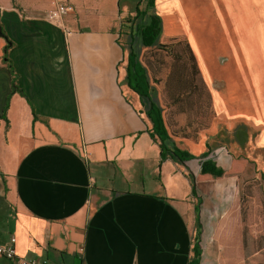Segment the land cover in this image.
Instances as JSON below:
<instances>
[{"label":"crops","instance_id":"1","mask_svg":"<svg viewBox=\"0 0 264 264\" xmlns=\"http://www.w3.org/2000/svg\"><path fill=\"white\" fill-rule=\"evenodd\" d=\"M44 1L0 0V245L14 236L19 257L45 264H219L221 245L203 232L211 194L199 209L189 170L161 160L148 105L128 86L129 47L117 42L122 0H111L112 19L88 0H68L75 11L65 28L48 19L54 1ZM159 3L163 28L173 18L187 36L179 8ZM189 40L214 90L220 80L210 82L203 60L211 53ZM238 120L234 136L239 129L245 142ZM202 145L182 149L200 155Z\"/></svg>","mask_w":264,"mask_h":264},{"label":"rangeland","instance_id":"2","mask_svg":"<svg viewBox=\"0 0 264 264\" xmlns=\"http://www.w3.org/2000/svg\"><path fill=\"white\" fill-rule=\"evenodd\" d=\"M52 1L44 2L52 5ZM148 1L122 0L123 11L117 21L133 17L138 3L144 12ZM88 2L107 19L114 16L111 11L117 6L111 0ZM159 4L164 11L179 8L180 27L198 50L205 48L211 53L212 57L205 59L202 55L210 82L220 80L221 84L212 90L200 74L194 75L184 52L185 42L191 47L190 40L173 26V18H168L161 45L142 49L140 60L150 78L151 97L163 109L174 143L185 148L184 143L191 142L202 148L206 139L207 145L223 148L220 165L229 163L230 155H242L256 165L254 174L248 172L242 177L240 195L231 208L233 196L210 195L219 184L202 178L204 192L210 195L203 232L208 241L220 243L219 264H264V1L160 0ZM174 28L178 35L168 39ZM195 30L205 33L203 41H196ZM178 41L181 43L176 44ZM117 42L130 46L120 29ZM217 54L225 55L223 64L217 62ZM144 102L146 108L149 101ZM237 119L244 120L245 142L239 129L234 136ZM252 169L248 166L249 171Z\"/></svg>","mask_w":264,"mask_h":264},{"label":"trees","instance_id":"3","mask_svg":"<svg viewBox=\"0 0 264 264\" xmlns=\"http://www.w3.org/2000/svg\"><path fill=\"white\" fill-rule=\"evenodd\" d=\"M140 2L141 0H139ZM139 3L135 9V15L121 22V32H125L130 42L127 81L131 90L137 93L141 99H147L149 101L146 113L152 123L151 136L160 142L161 160L164 161L167 157L171 156L189 170L192 178V192L198 200L199 209L206 202V195H208L202 187V178L210 179L219 184L218 188L211 190L209 194L233 196L234 199L230 206L231 208L236 198L240 195L242 177L247 176L248 172L254 174L256 165L245 157L230 155L229 166L225 167L220 165L219 161L223 154L222 147L207 145L206 151L200 155H195L188 150L178 147L174 143L165 124L163 109L151 97L150 78L147 73V68L140 60L142 49L161 45L160 38L163 32V20L161 16L153 11L154 0L148 1L144 12L140 10ZM143 19H145L144 22L142 21ZM167 22L168 19H166L165 25H167ZM135 42H138V44ZM180 43V41L176 42V44ZM185 45L184 52L188 54L191 61V69L196 76L200 72L195 57L190 45L187 42H185ZM15 90L25 95L22 90L16 87ZM248 166L254 167L252 169L253 171H249ZM261 181L264 186V177L261 178ZM196 255V257L200 256L199 245ZM197 263L198 258L191 262V264Z\"/></svg>","mask_w":264,"mask_h":264},{"label":"built area","instance_id":"4","mask_svg":"<svg viewBox=\"0 0 264 264\" xmlns=\"http://www.w3.org/2000/svg\"><path fill=\"white\" fill-rule=\"evenodd\" d=\"M74 6L68 0H55L54 7L48 12V19L57 26L65 28L64 20L68 15L73 14ZM16 238L12 236L5 245H0V257L13 260L17 264H45L36 258L19 257L16 253Z\"/></svg>","mask_w":264,"mask_h":264},{"label":"water","instance_id":"5","mask_svg":"<svg viewBox=\"0 0 264 264\" xmlns=\"http://www.w3.org/2000/svg\"><path fill=\"white\" fill-rule=\"evenodd\" d=\"M0 34H2L1 26H0Z\"/></svg>","mask_w":264,"mask_h":264}]
</instances>
